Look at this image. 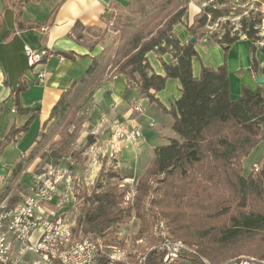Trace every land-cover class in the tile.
<instances>
[{
    "label": "trees",
    "instance_id": "trees-1",
    "mask_svg": "<svg viewBox=\"0 0 264 264\" xmlns=\"http://www.w3.org/2000/svg\"><path fill=\"white\" fill-rule=\"evenodd\" d=\"M126 5L131 7L125 16L124 7L114 2L115 23L111 29L116 35L108 46L90 56L86 70L62 91L38 131L27 160L34 158L36 148L52 141L62 126L67 128L79 101L113 69L172 117L171 130L176 136L153 148V156L138 178L131 204L122 205L124 192L108 182L103 190L85 198L86 206L72 231L107 241V233L112 234L117 226L134 216L139 220L134 235L137 239L161 220L173 237L195 250L197 255L190 259L199 264H203L199 257L218 264L221 259L235 255L229 252L230 246L256 241L259 234L264 243V155L260 166L253 162L258 164L257 170L252 169L253 163L246 169L243 163L264 137V90L261 86L255 89L242 86L238 97L232 99L225 61L217 67L200 64L198 76L193 75L191 67V59L198 57V52L196 40L191 42L190 37L205 36L207 26L225 16L226 10L210 4L202 8L194 23L187 24L182 19L188 8L185 0H127ZM19 16L17 10L20 24ZM262 19L264 13L258 17L243 16L239 29L211 32L207 40L223 47L225 59L229 46L246 37L251 48L250 70L257 72L255 53L260 51L264 55L263 37L259 35ZM178 23L189 32L186 42H181L173 31ZM87 31L93 36L104 35L90 28ZM95 44L96 41L85 43L89 50ZM150 51L158 55L164 74L156 73L149 64ZM167 52L174 63L161 58ZM45 55L42 53L41 57ZM61 56L75 57L71 51ZM41 60L45 61L46 57ZM261 71L264 74V65ZM167 78L180 82V95L169 108L155 97ZM25 89V82H19L15 92ZM15 105L20 113L30 115L23 125L13 126L1 136L0 150L16 135L27 131L39 111L21 108L16 99ZM19 170L17 166L14 173ZM107 177L125 176L122 171L111 170ZM249 253L264 260V246ZM162 257L163 252L151 249L145 253L144 264H160Z\"/></svg>",
    "mask_w": 264,
    "mask_h": 264
},
{
    "label": "crops",
    "instance_id": "crops-1",
    "mask_svg": "<svg viewBox=\"0 0 264 264\" xmlns=\"http://www.w3.org/2000/svg\"><path fill=\"white\" fill-rule=\"evenodd\" d=\"M196 1L185 0L188 8L182 18L184 23H192L199 12ZM114 2L124 8L127 4V0H0V138L9 132L11 127L23 125L30 115L17 110L15 99L21 108L39 109L28 130L16 135L0 150V177L3 180L0 202H6L12 183V186L21 185L23 192L27 189L30 182L21 181V177L24 172L30 170L29 167H33L34 171L37 164L34 162L35 158L28 161L27 155L35 144L43 122L49 117L51 107L62 91L86 70L91 61L90 56L101 51L112 41L113 30L109 24ZM17 10L20 14V24L17 22ZM87 28L104 32V35L93 36ZM173 31L181 42L188 40L189 32L183 24L174 25ZM91 41H96V44L89 50L85 43ZM25 47L35 51L45 49L48 52L44 56L46 60H41L44 57H41L40 53L36 61L37 66H29ZM195 49L198 57L191 59L193 75H199L200 64L217 67L225 61L232 99L238 97L242 86L251 89L261 86L264 90V82L259 84L255 80L257 75H264L261 71L264 55L256 51L258 70H250L251 48L250 40L246 37H240L229 46L225 59L223 47L205 37L196 39ZM67 51H71L75 57L61 56ZM147 58L156 73L164 74L157 54L150 51ZM161 58L166 62H175L168 52L162 54ZM41 70L45 71L43 79L37 76V72ZM19 82H25L26 89L17 93L15 88ZM179 89L178 79L167 78L164 88L156 92L155 97L169 108L180 95ZM84 99L92 104L89 120L97 126L105 124L107 129L110 122L114 121L128 129L135 127L142 117L148 119L152 115L158 118L156 128L158 133L162 134L161 142L176 136L171 130L172 117L163 112L155 102H149L146 97L140 95L139 88L133 84L130 86L123 74L111 72ZM136 104L141 107V112L133 109ZM145 110L147 112L144 113ZM263 142L264 137L260 143ZM155 146L157 145L150 146L148 160L153 156ZM14 153L18 156L17 159H10ZM245 159L247 157L243 162ZM17 166H20V170L15 174ZM19 198L11 202L8 198L7 202L12 204ZM26 257L32 256L28 254Z\"/></svg>",
    "mask_w": 264,
    "mask_h": 264
},
{
    "label": "rangeland",
    "instance_id": "rangeland-1",
    "mask_svg": "<svg viewBox=\"0 0 264 264\" xmlns=\"http://www.w3.org/2000/svg\"><path fill=\"white\" fill-rule=\"evenodd\" d=\"M196 2V7L199 9V12L196 14V17L193 19L192 23H194L202 8L209 6L210 4H212L214 7L226 10L225 16L219 18L215 23L207 26V33L201 38H207L211 32L216 31L221 33L225 28L230 29V32H234L240 28V20L243 16L258 17L264 13V2L262 0H197ZM130 7L131 6L126 5L125 8H123L124 10H122V14L126 16L130 10ZM111 8H113V5ZM112 12L113 15L115 12L114 8ZM113 23H115V19L113 16H111V23L109 24L110 29ZM115 35L116 32L113 30L112 39ZM259 35L263 37L261 39V43H264V19L261 20ZM111 72H114L113 69L106 73L102 81L106 79L111 74ZM99 84L100 83L97 85ZM91 91L92 90L89 92ZM89 92H87L77 104L74 114L68 120L70 122L67 124V128L62 126L57 134L53 136L52 141H48L44 146L40 147V145L38 148H36V151L34 152L35 159H33L35 160L34 162H37V164L34 168V171L33 167H29L30 170L24 172L21 177V181L30 182L32 178L31 175L39 170L40 167L57 163H64L65 165L69 166L76 177V181L71 192L67 196L68 200L62 205V210L64 212V216L67 217L68 222L73 228L77 224L76 222L82 212V209L84 208L83 206H86L84 205V200L86 197L90 196L94 191L99 192L103 190L108 182L111 185H117L119 181L117 177H107L109 171L111 170H116L119 172L122 171L123 176L134 178L135 187H131L132 196L130 195V203H125L124 200L122 203L124 206L131 204L134 199L133 197L136 194L135 191L138 178L143 173L149 161L148 153L150 151V146L153 144H164L168 141V139L165 142H161L162 140H160L162 138V134L158 133L156 128L158 123L157 117L152 115H150L151 118L148 119L142 117L141 121L135 126L140 129L141 135L137 137L136 140L131 142L123 140L120 142L119 151L114 154L116 158L114 159V157H108L111 127L114 121L110 122V125H108L107 129H105L107 127L105 124H99L97 126L93 121L90 122L89 117L91 115L92 104L88 100L86 101L84 99V97ZM145 112H147V110H145L144 113ZM149 122H152V126L149 124ZM45 130L47 129L45 128L43 131ZM64 131L66 132L64 133ZM94 151L96 152V162L92 157L94 155ZM102 152H106V154L103 155ZM263 155L264 142L260 143L248 155L247 159H245L243 162L244 168H248V166H250L253 162H257L260 166L263 162ZM15 157L16 159L18 157L16 153H14L10 159H15ZM142 164L143 166L140 167ZM100 166L102 167L100 168ZM102 168H104V171H102ZM98 183L100 184L99 187H97ZM12 184L8 192L9 199L7 198L10 202L20 197V192H23L21 185L16 184L12 186ZM25 184H23L24 187H26ZM119 190L121 189L119 188ZM7 199L5 204L12 205L15 203L9 204ZM159 222L163 221L160 220ZM138 226L139 220L132 216L129 220L117 226L116 231H114L112 234L107 233L105 236L107 237L105 238L107 241L100 237V242L105 245L104 250L106 254L114 258L116 264H121L119 262H122V264H137L139 260L145 261V253L147 251L151 249L159 250L158 246L162 242V237L160 236L158 222L149 233H146L140 238L136 239L134 235L137 233ZM164 228L165 232L170 235L172 240L182 241L181 239L173 237L165 224ZM74 232L77 238L85 236L95 237L94 235L89 234L83 236L81 235V232L78 231ZM255 237H257L256 241L253 240V242L247 241L243 243L237 242L235 246H230L229 252L233 251L235 255L230 256V258L221 259L220 263L218 264H264V260L259 259L258 256L253 253H249L250 251L260 249V246H264V243L260 241L262 234H259ZM156 246L157 248H155ZM188 253L189 255H185L183 260L178 261V264H199L197 262H193L190 259L191 257H194L190 254L195 253ZM199 259H201L203 264H211V262H209L206 258L199 257Z\"/></svg>",
    "mask_w": 264,
    "mask_h": 264
},
{
    "label": "built area",
    "instance_id": "built-area-1",
    "mask_svg": "<svg viewBox=\"0 0 264 264\" xmlns=\"http://www.w3.org/2000/svg\"><path fill=\"white\" fill-rule=\"evenodd\" d=\"M24 51L29 66H37L36 57L40 53H48L45 49L35 51L29 47H25ZM37 76L43 79L45 71L37 72ZM133 109L138 112L142 110L138 104ZM140 135L138 127L124 129L120 123L114 122L108 157L115 159L120 142L134 141ZM95 153L92 157L96 162ZM252 169L257 170V163H253ZM75 181L76 177L69 166L64 163L49 164L32 174L27 189L21 192L10 212H3L1 202L0 226L6 227V234L0 235V264H110L102 261L96 251V244H102L99 236L77 238L74 232H68V219L64 216L62 205L68 200ZM117 186L124 191V202L129 203L131 187H135L134 178L125 176L119 179ZM158 225L162 232V244L158 250L163 252L160 264H178L189 253L168 243L159 221ZM28 254L32 257L27 258Z\"/></svg>",
    "mask_w": 264,
    "mask_h": 264
},
{
    "label": "bare ground",
    "instance_id": "bare-ground-1",
    "mask_svg": "<svg viewBox=\"0 0 264 264\" xmlns=\"http://www.w3.org/2000/svg\"><path fill=\"white\" fill-rule=\"evenodd\" d=\"M37 59H38V57H36V61H37ZM258 167L259 166L257 164V169H258ZM2 181L3 180H0V191H3V188H2V184L3 183L1 184ZM14 205H15V203L12 204V205H7L4 202L3 203V212H10V209H12ZM159 223L162 226L163 234L166 235L167 238H168V243H171L173 245H176L177 247H181L182 248V251H185L186 253L191 252V253H195L196 254L195 250L192 247H190L187 244H185L184 242L178 241V240H172V238L170 237V235L165 232V230H164L165 228H164L163 222H159ZM159 231H160V236L162 237V232H161V227L160 226H159ZM68 232H73L72 231V225L69 222H68ZM1 234H6V227L0 226V235ZM161 244H162V242L159 244L158 249L161 248ZM155 248H157V246ZM104 249H105V245H103V244H96V251H97V253L100 254V258L102 260H108L110 264H116V261H114V258H112L110 255H107ZM141 262H144V261L143 260H139V262L137 264H141ZM126 264H130V263H126Z\"/></svg>",
    "mask_w": 264,
    "mask_h": 264
},
{
    "label": "water",
    "instance_id": "water-1",
    "mask_svg": "<svg viewBox=\"0 0 264 264\" xmlns=\"http://www.w3.org/2000/svg\"><path fill=\"white\" fill-rule=\"evenodd\" d=\"M195 40H196L195 36H191L190 37V41L191 42H194ZM255 80H256L257 83L262 84L264 82V75H259V76L257 75L255 77Z\"/></svg>",
    "mask_w": 264,
    "mask_h": 264
}]
</instances>
